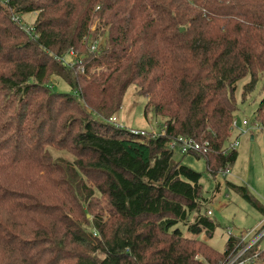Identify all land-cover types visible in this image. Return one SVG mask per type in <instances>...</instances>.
Returning <instances> with one entry per match:
<instances>
[{"label": "trees", "instance_id": "1", "mask_svg": "<svg viewBox=\"0 0 264 264\" xmlns=\"http://www.w3.org/2000/svg\"><path fill=\"white\" fill-rule=\"evenodd\" d=\"M71 48L74 63L62 58ZM0 68V264H219L236 252L235 235L220 252L185 234L213 237L217 224L202 208V174L173 162L167 142L208 141L192 154L213 176L236 160L223 150L237 82L250 75L245 94L264 72V0H0ZM53 76L72 92L53 91ZM130 85L163 118L160 135L111 120ZM48 181L57 190L42 192ZM95 193L107 215L87 216Z\"/></svg>", "mask_w": 264, "mask_h": 264}, {"label": "rangeland", "instance_id": "2", "mask_svg": "<svg viewBox=\"0 0 264 264\" xmlns=\"http://www.w3.org/2000/svg\"><path fill=\"white\" fill-rule=\"evenodd\" d=\"M37 14V11L23 14L22 22L24 24L33 23ZM100 20L101 18L96 16L91 26L92 31H97ZM108 29L109 26H101L98 30L96 36L100 42L105 41L106 36L102 33ZM65 58L67 61H71L73 57L67 55ZM2 69L0 68V71ZM100 69L102 67L95 68L97 71ZM249 80L250 75H247L237 82L235 92L237 110L234 117L237 125L233 127L229 140L231 142L237 138L239 143L235 149L237 158L229 166V173L225 176L222 173H218L216 177L212 176L207 169L205 158L194 154L174 153L172 158L173 162H181L202 174L200 182L205 198L202 208L211 209L210 217L217 224L213 237H207L204 232L198 235L189 232L185 234L198 236L220 252L224 251L230 235L238 236L241 232L255 226L264 217L263 213L244 198L238 189L239 186L247 187L258 201L257 203L264 206V106L260 110V102L264 97V72L259 75L255 86L244 94V86ZM49 84L53 91L72 92L67 82L58 76H53ZM11 98H13L12 95ZM147 99L145 95L138 92L135 85H130L124 96L122 107L116 114L118 118L116 123L128 129H144L146 131L155 129L159 131L164 120L162 117L156 116L153 111H148L146 114ZM11 111L7 112L6 115H9ZM244 119L249 123L247 128L250 131L248 132H242ZM49 152L54 158L63 157L66 160H73L72 154L66 150L50 148ZM21 189L31 192L27 186L20 187ZM43 189H48L51 192L54 189L57 190L51 186L49 181L42 182V192ZM92 202L95 203V206L89 209L87 216L108 214V203L105 196L95 193ZM81 214L83 213H78V215ZM262 244H264V240Z\"/></svg>", "mask_w": 264, "mask_h": 264}, {"label": "built area", "instance_id": "3", "mask_svg": "<svg viewBox=\"0 0 264 264\" xmlns=\"http://www.w3.org/2000/svg\"><path fill=\"white\" fill-rule=\"evenodd\" d=\"M28 31L33 29V26H27ZM100 45V41L98 38H95L90 41L89 46L92 52H96ZM69 56H72V60L70 62L74 63L75 58L78 57L76 51L71 48L68 52ZM65 62H68L65 57H62ZM81 70L84 71L83 66ZM113 121H117V117L114 116L111 118ZM242 132L250 131L247 126L249 125L248 121L244 119L242 121ZM237 125L236 120L232 122V129ZM132 133L136 135H141L149 138L150 136L156 137L160 135L158 130L152 129L150 131H146L144 129H130ZM239 141L236 138L235 140H230L227 142V145L224 147L223 153L227 154L229 151L235 150ZM167 148L172 153H180V154H192V153H203L208 151L209 142L208 141H199L198 139L187 136V135H178L167 142ZM218 173H222L224 176L229 173V167L221 169ZM213 176V175H212ZM216 177V176H215ZM208 213L211 214V209L208 210ZM264 216V214H263ZM239 242L237 243L236 252L227 257L225 260L220 262L219 264H263L264 260L262 258V254L264 253V217L262 220L253 228H250L244 232H241L238 236Z\"/></svg>", "mask_w": 264, "mask_h": 264}, {"label": "crops", "instance_id": "4", "mask_svg": "<svg viewBox=\"0 0 264 264\" xmlns=\"http://www.w3.org/2000/svg\"><path fill=\"white\" fill-rule=\"evenodd\" d=\"M117 120H118V118H117ZM252 138H253V137H252ZM208 209H209V208H208ZM257 224H258V223H257ZM257 224H256V225H257ZM256 225H255V226H256ZM255 226H253V227H255ZM253 227H252V228H253Z\"/></svg>", "mask_w": 264, "mask_h": 264}, {"label": "water", "instance_id": "5", "mask_svg": "<svg viewBox=\"0 0 264 264\" xmlns=\"http://www.w3.org/2000/svg\"><path fill=\"white\" fill-rule=\"evenodd\" d=\"M184 29V27H181V30H183Z\"/></svg>", "mask_w": 264, "mask_h": 264}]
</instances>
